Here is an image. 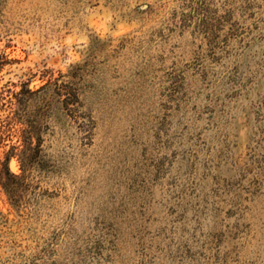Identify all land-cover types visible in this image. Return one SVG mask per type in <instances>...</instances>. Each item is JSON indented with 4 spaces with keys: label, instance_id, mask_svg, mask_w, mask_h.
Masks as SVG:
<instances>
[{
    "label": "rangeland",
    "instance_id": "rangeland-1",
    "mask_svg": "<svg viewBox=\"0 0 264 264\" xmlns=\"http://www.w3.org/2000/svg\"><path fill=\"white\" fill-rule=\"evenodd\" d=\"M50 78L0 264H264V0H0L1 156Z\"/></svg>",
    "mask_w": 264,
    "mask_h": 264
},
{
    "label": "trees",
    "instance_id": "trees-1",
    "mask_svg": "<svg viewBox=\"0 0 264 264\" xmlns=\"http://www.w3.org/2000/svg\"><path fill=\"white\" fill-rule=\"evenodd\" d=\"M57 83V81L50 78L47 83L38 88L32 89L26 84H23L20 90H13L11 93L12 98L10 104L14 106H10L12 111L10 120L14 124L16 141L10 144L9 149L5 151L3 156L0 155V186L3 188H7L17 177L9 169L8 164L10 158L15 156L21 159L22 162H25L29 158V153L35 148L36 138L41 133L42 114L46 110L39 108L30 111L28 109L29 101L42 93H46L49 86H57ZM65 89V86L58 85L56 92L59 96H63L66 94ZM67 98L68 95L65 99L69 100ZM68 103L71 102L68 101Z\"/></svg>",
    "mask_w": 264,
    "mask_h": 264
}]
</instances>
